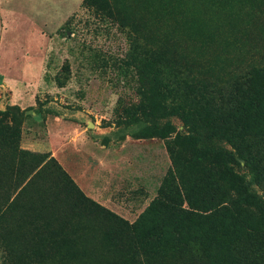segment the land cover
Returning a JSON list of instances; mask_svg holds the SVG:
<instances>
[{"label": "trees", "instance_id": "obj_1", "mask_svg": "<svg viewBox=\"0 0 264 264\" xmlns=\"http://www.w3.org/2000/svg\"><path fill=\"white\" fill-rule=\"evenodd\" d=\"M131 51L137 99L118 98L114 126L119 139H167L172 163L157 195L134 222L121 218L51 154L20 146L27 109L9 105L0 110V264H264V65L219 82L191 76L160 47L134 40ZM172 118L186 126L174 137Z\"/></svg>", "mask_w": 264, "mask_h": 264}, {"label": "rangeland", "instance_id": "obj_2", "mask_svg": "<svg viewBox=\"0 0 264 264\" xmlns=\"http://www.w3.org/2000/svg\"><path fill=\"white\" fill-rule=\"evenodd\" d=\"M82 1L0 0V110L27 109L20 146L52 155L56 137L52 156L83 193L134 222L172 162L167 139L116 133L118 98L137 99L132 42L160 47L195 78L225 82L264 65V0ZM172 122V137L185 131ZM235 168L245 172L246 159Z\"/></svg>", "mask_w": 264, "mask_h": 264}, {"label": "crops", "instance_id": "obj_3", "mask_svg": "<svg viewBox=\"0 0 264 264\" xmlns=\"http://www.w3.org/2000/svg\"><path fill=\"white\" fill-rule=\"evenodd\" d=\"M49 141H50V147H51V153H52V155L53 156H57L55 149L57 148L56 144H58L57 143L58 142V139L56 137L55 138L50 137ZM88 195L90 197H92L93 199L98 200V198L95 196V194L88 193Z\"/></svg>", "mask_w": 264, "mask_h": 264}]
</instances>
